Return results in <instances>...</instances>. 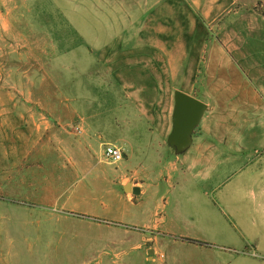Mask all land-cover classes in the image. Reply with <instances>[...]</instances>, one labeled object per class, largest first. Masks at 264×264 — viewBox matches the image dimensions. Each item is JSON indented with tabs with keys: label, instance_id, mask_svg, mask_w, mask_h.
<instances>
[{
	"label": "rangeland",
	"instance_id": "1",
	"mask_svg": "<svg viewBox=\"0 0 264 264\" xmlns=\"http://www.w3.org/2000/svg\"><path fill=\"white\" fill-rule=\"evenodd\" d=\"M263 18L264 0H0V114H56L77 144L0 118V264H264ZM176 91L208 105L182 146Z\"/></svg>",
	"mask_w": 264,
	"mask_h": 264
},
{
	"label": "crops",
	"instance_id": "2",
	"mask_svg": "<svg viewBox=\"0 0 264 264\" xmlns=\"http://www.w3.org/2000/svg\"><path fill=\"white\" fill-rule=\"evenodd\" d=\"M263 22H264V18H263ZM78 54V53H77ZM84 56H81V58H83ZM253 111L254 113H252V115L255 116H260L259 111L261 110V107H263V105L259 104V105H253ZM2 114H0V118L2 117H6V120L4 121L6 124L5 126L7 127L8 131H14L15 134H19L21 133L19 130L20 129H28L29 127H32L34 129H36L37 133L40 135L39 136V140L34 141V145L36 146H41V148H46V149H71L73 148V143H70L68 141H66V137H64V132L60 126V123H58L57 119H56V114L53 113H46L44 111H38L39 113H36L35 115L32 114H25L23 112V114L21 115H15L14 112L11 110H6L1 111ZM4 113H6L7 115L5 116ZM13 113V114H11ZM28 113V112H27ZM29 113H31V111H29ZM34 116H40L41 121L39 119V123H37V121L34 119L30 120V117ZM9 117H16L19 119L18 120H11L9 119ZM26 117H28V119H26ZM48 117V119H47ZM58 117V116H57ZM49 118H55V120L49 119ZM57 122V124H56ZM33 129V130H34ZM35 131V130H34ZM90 139V137L85 138V140ZM13 145V144H11ZM22 144H18L17 146H21ZM77 145V144H75ZM74 145V146H75ZM114 145V144H113ZM14 146L16 147V144L14 143ZM176 170V168H174ZM4 171V169H2L0 167V173H2ZM8 174V172H6ZM3 174H5V172H3ZM160 176H164L163 174H160ZM122 183V188H124V186L127 184V179H122L121 181ZM132 187H138L140 189V193L143 192V187L141 185V183L139 182H131ZM124 191V189H123ZM126 193V192H125ZM242 194H245V199L252 198V205L255 206V203L257 206H259V195H257V192L254 191V189H251L248 192H242ZM126 195L128 196L129 200H133L134 196L136 194L134 193H126ZM261 197H264L263 194H261ZM259 196V197H258ZM260 211H264L263 207L261 206V208L259 209ZM244 214V213H243ZM242 224L245 222L244 218L243 220L241 219ZM255 250L257 251V247L255 246Z\"/></svg>",
	"mask_w": 264,
	"mask_h": 264
},
{
	"label": "water",
	"instance_id": "3",
	"mask_svg": "<svg viewBox=\"0 0 264 264\" xmlns=\"http://www.w3.org/2000/svg\"><path fill=\"white\" fill-rule=\"evenodd\" d=\"M175 108L173 112V129L168 136V144L171 146H182L192 143V134L199 125L208 105L196 97L182 91L174 94ZM126 193L139 194L138 187H132L131 183L124 186ZM153 250L149 251L152 255Z\"/></svg>",
	"mask_w": 264,
	"mask_h": 264
},
{
	"label": "built area",
	"instance_id": "4",
	"mask_svg": "<svg viewBox=\"0 0 264 264\" xmlns=\"http://www.w3.org/2000/svg\"><path fill=\"white\" fill-rule=\"evenodd\" d=\"M105 156L113 163H119L124 159L122 148L116 145H107L105 149Z\"/></svg>",
	"mask_w": 264,
	"mask_h": 264
}]
</instances>
